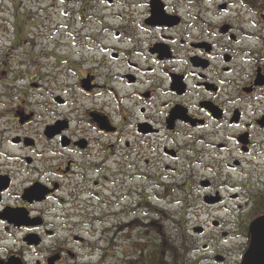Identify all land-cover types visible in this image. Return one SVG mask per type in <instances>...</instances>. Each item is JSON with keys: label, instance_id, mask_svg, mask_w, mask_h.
<instances>
[{"label": "flooded vegetation", "instance_id": "1", "mask_svg": "<svg viewBox=\"0 0 264 264\" xmlns=\"http://www.w3.org/2000/svg\"><path fill=\"white\" fill-rule=\"evenodd\" d=\"M58 1L81 41L10 73L0 264H164L159 234L190 209L212 218L175 264H241L264 216V0Z\"/></svg>", "mask_w": 264, "mask_h": 264}, {"label": "rangeland", "instance_id": "2", "mask_svg": "<svg viewBox=\"0 0 264 264\" xmlns=\"http://www.w3.org/2000/svg\"><path fill=\"white\" fill-rule=\"evenodd\" d=\"M51 1L52 0H0V121L3 115L6 114V110L11 106L8 100H19V97L22 96L23 89H20V93H18L15 87L10 83V73L17 71L18 66L24 61L27 62L29 54L35 56L40 54V51L43 49H52L54 47L73 49L76 48L77 44L81 41L80 38L62 37L63 33H72L70 29H68L69 25H72L74 31L78 30V23H74L77 18L74 4L66 6L62 5V2L57 0L54 6L55 8H52L50 6ZM46 15H48L51 20H42ZM19 30L23 31L20 32ZM23 41H25V44H21ZM74 44L75 46H73ZM2 64H4L5 67L2 68ZM3 72H6V74ZM5 107H7L6 110L4 109ZM253 183H259V178L255 176L253 178ZM193 196L194 195H191L190 199L193 200ZM181 203H183V201H181ZM174 208L175 210L176 208H181V204L179 207L177 206ZM242 216L245 218V213ZM108 218L110 219V217ZM183 218L184 222L182 220ZM210 218H212L211 215L206 216L200 212L194 213L190 209L185 211V213L181 212L174 216V221L180 225V228L177 223L175 225L177 232L173 230L171 224H167L165 229L161 232L164 234L158 233L160 239L164 240V242L166 241L163 245L165 249L162 248V250H160L164 253L167 252L168 257L169 254L172 256V259H169L170 264L174 262L176 257L185 255V248L182 247L183 240L197 238L192 236L194 235V233L191 232L192 228L196 227V224L207 225ZM221 218H223L225 222H228V217ZM127 234L126 239L122 238L123 234L118 235L116 238L115 236L112 237L115 239V244H118L119 250L117 252L120 251L123 255H125L126 251L130 252L132 250L130 244L125 243L129 236H131V238H129L130 242L135 246L140 245L138 237L136 236L138 232L128 230ZM233 234L237 233L234 232ZM109 235L110 233H100V236H104V240L100 242L101 248H105L107 245ZM211 235L214 237V240H222L219 238V233L207 234L202 240H207L206 238H209ZM156 241L157 239L153 242ZM229 242L235 245L240 242V239L237 235H235V237L232 235L226 242H222V246H229ZM148 244H150L149 239ZM112 254L114 256L117 254L115 253V248L104 256L108 258L111 257ZM123 255L118 253V256Z\"/></svg>", "mask_w": 264, "mask_h": 264}, {"label": "water", "instance_id": "3", "mask_svg": "<svg viewBox=\"0 0 264 264\" xmlns=\"http://www.w3.org/2000/svg\"><path fill=\"white\" fill-rule=\"evenodd\" d=\"M195 231L200 233L199 229ZM249 236L250 241L241 264H264V216L251 223Z\"/></svg>", "mask_w": 264, "mask_h": 264}, {"label": "trees", "instance_id": "4", "mask_svg": "<svg viewBox=\"0 0 264 264\" xmlns=\"http://www.w3.org/2000/svg\"><path fill=\"white\" fill-rule=\"evenodd\" d=\"M19 31L22 32L23 30H19ZM165 242H166V241H165ZM162 248L165 249V246H164V247H161L160 249L162 250ZM162 252H163V251H161V255L164 256V257H163L164 259H166V264H170L169 259H172V256L169 254V257H170V258H169L167 252H166V253L163 252V254H162ZM179 257H181V256H179ZM176 262H178V261H175V260H174L173 263H176ZM178 263H180V262H178ZM164 264H165V261H164Z\"/></svg>", "mask_w": 264, "mask_h": 264}]
</instances>
